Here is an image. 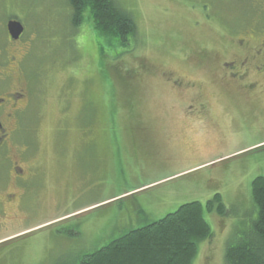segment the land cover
<instances>
[{
	"label": "rangeland",
	"instance_id": "obj_1",
	"mask_svg": "<svg viewBox=\"0 0 264 264\" xmlns=\"http://www.w3.org/2000/svg\"><path fill=\"white\" fill-rule=\"evenodd\" d=\"M117 2L137 26L125 45L100 36L88 12L74 26L67 0H0V63L28 82L29 144L45 181L33 220L0 231V264H77L192 202L213 233L193 264H227L257 220L264 74L229 85L215 76L232 60L230 27L264 30V0ZM11 20L21 41L9 38ZM217 194L224 216L206 207Z\"/></svg>",
	"mask_w": 264,
	"mask_h": 264
},
{
	"label": "trees",
	"instance_id": "obj_2",
	"mask_svg": "<svg viewBox=\"0 0 264 264\" xmlns=\"http://www.w3.org/2000/svg\"><path fill=\"white\" fill-rule=\"evenodd\" d=\"M67 1L72 8L74 26H80L88 12L100 36L117 39L125 45L136 34L132 13L123 9L117 0ZM252 200L258 208L257 220L244 238L228 246L227 264H264V177L253 181ZM206 207L221 216L227 212L220 194ZM212 237L204 205L192 202L159 221L124 234L77 264H193L199 243Z\"/></svg>",
	"mask_w": 264,
	"mask_h": 264
},
{
	"label": "flooded vegetation",
	"instance_id": "obj_3",
	"mask_svg": "<svg viewBox=\"0 0 264 264\" xmlns=\"http://www.w3.org/2000/svg\"><path fill=\"white\" fill-rule=\"evenodd\" d=\"M249 14L245 11V16ZM258 15L264 18V7ZM237 30L229 28L227 34L231 42L223 48V54L232 56V60L224 62L229 69L220 68L215 82L243 84L252 77L253 71L264 74V30L247 29L243 33ZM10 65V59L0 63V231L33 220L29 210H38L45 189L41 153L33 156L28 138L32 126L28 82H14ZM247 87L254 88L252 84Z\"/></svg>",
	"mask_w": 264,
	"mask_h": 264
},
{
	"label": "water",
	"instance_id": "obj_4",
	"mask_svg": "<svg viewBox=\"0 0 264 264\" xmlns=\"http://www.w3.org/2000/svg\"><path fill=\"white\" fill-rule=\"evenodd\" d=\"M8 33L13 40H19L22 34L24 33V27L20 22L11 21L7 26Z\"/></svg>",
	"mask_w": 264,
	"mask_h": 264
},
{
	"label": "snow or ice",
	"instance_id": "obj_5",
	"mask_svg": "<svg viewBox=\"0 0 264 264\" xmlns=\"http://www.w3.org/2000/svg\"><path fill=\"white\" fill-rule=\"evenodd\" d=\"M83 39H84V40H87L88 37H84ZM182 135H183L182 133H180V134L177 135V137H176L177 143L180 142V140H181V136H182ZM189 138L192 139L193 141H194V139H195L194 137L191 136V134H189Z\"/></svg>",
	"mask_w": 264,
	"mask_h": 264
}]
</instances>
